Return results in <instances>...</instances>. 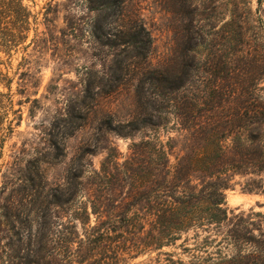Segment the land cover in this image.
<instances>
[{
	"label": "rangeland",
	"instance_id": "obj_1",
	"mask_svg": "<svg viewBox=\"0 0 264 264\" xmlns=\"http://www.w3.org/2000/svg\"><path fill=\"white\" fill-rule=\"evenodd\" d=\"M111 1L106 20L109 24L105 28L109 35L101 42L92 32L94 23L104 18L105 11L91 10L88 0H26L34 13H43L50 6L47 21L38 27L35 43H31L33 33L30 34L25 52L13 51L9 58L0 51V68L4 72L8 67V76L13 78V109L19 110L20 115L19 121L13 122L12 133L0 130V252L23 254L29 230L20 222L31 224L34 234L35 220L45 217L56 225L69 217H81V203H86L91 194H100L91 191L96 190L92 185L94 172L106 156L105 149L114 147L115 153L121 154V162L127 156L130 142L139 141L138 135L123 138L101 130L100 122L110 114L115 116V121L129 119L136 108L137 80L149 73L157 77V71L173 76L185 69L192 56L189 47L194 43L200 52L198 75L203 73L209 87L219 85L221 91L230 92L238 88L234 82L253 79L257 85L255 94L264 99V0L260 3L258 0H122L128 16L123 22L116 18L120 3ZM130 22L141 25L148 33L152 42L150 53L143 61L140 58L127 61L132 62L128 76L115 93L103 95L96 102L86 99L82 104L88 81L91 78L103 79V84L109 81L115 69L114 61L129 50L121 44L128 30L120 26ZM154 83L149 81L145 90L155 92ZM91 90L97 92L99 88L96 85ZM7 92L0 85V93ZM3 100L6 102V97ZM170 121L157 132L165 142L172 139L170 155L175 163V157L192 155L197 141L180 136L178 127ZM260 130L264 133V125ZM226 143L230 145L229 140ZM229 176L224 201L232 225L241 215L251 218L264 232V195L245 188L258 177L249 172L229 173ZM261 176L264 177V172ZM80 182L86 190L80 197L73 192V197L65 203L69 195L67 187L75 191L73 186ZM115 183L107 186L121 187L101 194L107 199L102 200L105 209L113 215L110 205L127 192L124 183ZM47 201L50 204L44 211ZM88 213L94 225L99 216L93 215L90 208ZM256 213L260 216H254ZM215 244L209 252L215 253L218 248L222 254L231 251L230 246L224 249L225 245L215 247ZM187 247L192 248L193 242L188 241ZM176 253L183 262L187 261L186 254L180 250ZM123 258L120 264H154V255Z\"/></svg>",
	"mask_w": 264,
	"mask_h": 264
},
{
	"label": "trees",
	"instance_id": "obj_2",
	"mask_svg": "<svg viewBox=\"0 0 264 264\" xmlns=\"http://www.w3.org/2000/svg\"><path fill=\"white\" fill-rule=\"evenodd\" d=\"M25 1L0 0V51L9 58L13 51L28 49L26 42L31 33V43H35L38 27L47 21L50 6L43 13H34ZM115 1L120 3L116 18L123 22L128 17L123 9L124 1ZM88 2L91 10L105 11L104 18L94 23L92 32L102 42L109 35L105 28L112 1ZM130 23L120 26L128 30L121 44L129 50L114 61L115 69L109 81L105 84L103 79L88 81L82 104L86 99L96 102L103 95L115 93L128 76L132 62L127 61L131 58L143 61L150 53L152 42L148 33L136 22ZM196 46L194 43L189 47L190 63L177 74L169 76L157 71V77L149 73L137 80L136 108L129 119L115 121V116L110 114L100 122L101 130L123 138L138 135L139 141L130 142L127 156L121 162V154L115 153L114 147L105 149L106 156L94 172L92 185L96 190L91 191L100 194H91L86 203H81V217H69L56 225L45 217L35 220L34 234L31 224L20 222L29 230L23 254L2 251L0 264H120L124 255L128 259L154 255V264H264V232L260 225L241 215L232 225L224 201L229 173L256 175L258 178L245 188L264 195L261 176L264 133L260 130L264 125V99L255 94L257 85L253 79L234 82L238 88L230 92L221 91L219 85L209 87L203 73L198 75L200 52ZM9 72L8 67L4 72L0 68V85L8 90L6 94L0 93V130L6 134L12 133L13 122L20 119L19 110L13 109V78L8 76ZM151 80L155 82V92L144 88ZM96 85L99 90L93 92L91 87ZM10 115L15 117L12 119ZM170 120L178 127L180 136L197 141L192 155L175 157V163L170 155L172 139L165 142L157 132ZM228 140L231 146L226 143ZM110 182L127 186L125 196L110 205L115 215L105 209L102 200L107 199L101 196L121 187H108ZM73 188L75 191L71 192L67 187L69 195L65 203L73 197V192L80 197L86 190L81 182ZM49 204L47 201L44 211ZM89 208L93 215L99 216L94 225ZM254 216L259 217L260 213ZM188 241L193 242L192 248L187 247ZM213 244L225 245L224 249L230 246L231 251L222 254L218 248L215 253L209 252ZM177 250L186 254V262L180 259Z\"/></svg>",
	"mask_w": 264,
	"mask_h": 264
}]
</instances>
